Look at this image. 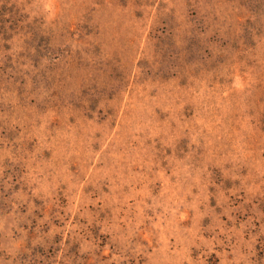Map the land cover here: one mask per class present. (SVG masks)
I'll use <instances>...</instances> for the list:
<instances>
[{
    "label": "rangeland",
    "instance_id": "374dc122",
    "mask_svg": "<svg viewBox=\"0 0 264 264\" xmlns=\"http://www.w3.org/2000/svg\"><path fill=\"white\" fill-rule=\"evenodd\" d=\"M0 264H264V0H0Z\"/></svg>",
    "mask_w": 264,
    "mask_h": 264
}]
</instances>
